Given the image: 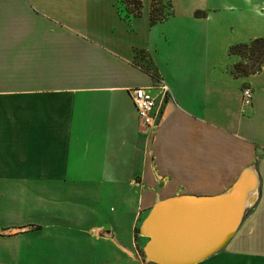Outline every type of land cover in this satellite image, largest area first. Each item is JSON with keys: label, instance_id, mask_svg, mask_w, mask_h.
Wrapping results in <instances>:
<instances>
[{"label": "crops", "instance_id": "obj_1", "mask_svg": "<svg viewBox=\"0 0 264 264\" xmlns=\"http://www.w3.org/2000/svg\"><path fill=\"white\" fill-rule=\"evenodd\" d=\"M141 4L0 0V264H153L136 233L153 205L223 194L248 167L256 201L197 264H264V67L236 78L228 55L264 37V0H171L156 25ZM162 85L153 131L129 92Z\"/></svg>", "mask_w": 264, "mask_h": 264}, {"label": "water", "instance_id": "obj_2", "mask_svg": "<svg viewBox=\"0 0 264 264\" xmlns=\"http://www.w3.org/2000/svg\"><path fill=\"white\" fill-rule=\"evenodd\" d=\"M258 178L244 169L223 194L180 195L155 203L138 234L153 264H197L222 250L256 201Z\"/></svg>", "mask_w": 264, "mask_h": 264}, {"label": "trees", "instance_id": "obj_3", "mask_svg": "<svg viewBox=\"0 0 264 264\" xmlns=\"http://www.w3.org/2000/svg\"><path fill=\"white\" fill-rule=\"evenodd\" d=\"M122 5L127 11L126 19L138 17L141 14V0H121ZM174 14L171 0H151V9L149 14L150 24L156 25L163 22ZM229 56H238L241 60L232 66L230 71L233 77L245 78L251 74H257L264 67V37L253 39L246 44H235L228 49ZM138 65L146 72L150 73L154 79H158L154 70L152 61L146 57L145 52L136 51ZM141 62V63H140ZM139 230L136 231L138 233Z\"/></svg>", "mask_w": 264, "mask_h": 264}, {"label": "built area", "instance_id": "obj_4", "mask_svg": "<svg viewBox=\"0 0 264 264\" xmlns=\"http://www.w3.org/2000/svg\"><path fill=\"white\" fill-rule=\"evenodd\" d=\"M152 90H157L154 94ZM168 88L165 85L154 88H133L130 90V99L136 108L137 116L141 125L149 130L155 131L161 119V104ZM241 105L248 108L253 100V92L249 87L242 89Z\"/></svg>", "mask_w": 264, "mask_h": 264}, {"label": "rangeland", "instance_id": "obj_5", "mask_svg": "<svg viewBox=\"0 0 264 264\" xmlns=\"http://www.w3.org/2000/svg\"><path fill=\"white\" fill-rule=\"evenodd\" d=\"M237 58H238V56H237ZM240 60H241V59H240V58H238V62H239ZM158 81H159V80H157V82H158ZM157 82H156V83H157ZM142 221H143V220H142ZM139 227H140V226H139Z\"/></svg>", "mask_w": 264, "mask_h": 264}]
</instances>
